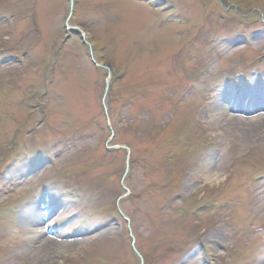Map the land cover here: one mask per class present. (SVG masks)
Here are the masks:
<instances>
[{
    "label": "rangeland",
    "instance_id": "1",
    "mask_svg": "<svg viewBox=\"0 0 264 264\" xmlns=\"http://www.w3.org/2000/svg\"><path fill=\"white\" fill-rule=\"evenodd\" d=\"M68 13L0 0V264H264V0H72L106 117Z\"/></svg>",
    "mask_w": 264,
    "mask_h": 264
},
{
    "label": "bare ground",
    "instance_id": "2",
    "mask_svg": "<svg viewBox=\"0 0 264 264\" xmlns=\"http://www.w3.org/2000/svg\"><path fill=\"white\" fill-rule=\"evenodd\" d=\"M239 101L243 102L245 101V98L242 97ZM262 104L258 103L257 106H254L253 110L254 112H259V111H263V109L261 108ZM233 110L235 112L238 113H243L242 111H244V108L241 107L240 105H235L233 107ZM228 123H233L236 126H240V131L247 136V134L249 132H253L256 131V129L260 126L264 124V114L259 113L256 118L252 119V120H246L243 119L241 117H236V116H228L227 118ZM51 246V242L48 241L47 243H45L43 246H41L42 250H45L47 248H49ZM259 264H263V263H259Z\"/></svg>",
    "mask_w": 264,
    "mask_h": 264
},
{
    "label": "water",
    "instance_id": "3",
    "mask_svg": "<svg viewBox=\"0 0 264 264\" xmlns=\"http://www.w3.org/2000/svg\"><path fill=\"white\" fill-rule=\"evenodd\" d=\"M71 1L72 0H70V13H69V15H68V18L71 16V7H72V4H71ZM68 18H67V20H68ZM67 20H66V22H65V29L66 30H68V31H71V30H73V29H75L77 32H80L81 33V35H82V41L88 46V48H89V52H90V59H91V62H92V64L94 65V66H97V67H100V68H102V69H104V70H106L107 71V79H106V81H105V84H104V97L106 96V92H107V88H108V79H109V77H110V75H111V71H112V69H111V67L108 65V64H106V65H101V64H97L95 61H94V59H93V56H92V52H91V43L90 42H87V41H85V37H87V34L85 33V32H83V31H80L79 30V28H70V27H67ZM106 110V109H105ZM122 148H124V147H122ZM126 151H127V154H128V149L127 148H124ZM126 164H128V158L126 159Z\"/></svg>",
    "mask_w": 264,
    "mask_h": 264
},
{
    "label": "trees",
    "instance_id": "4",
    "mask_svg": "<svg viewBox=\"0 0 264 264\" xmlns=\"http://www.w3.org/2000/svg\"><path fill=\"white\" fill-rule=\"evenodd\" d=\"M112 153H113V151H112ZM115 208V207H114ZM103 210V208H101L100 209V211H102ZM99 213H100V211L99 210H97ZM103 212V211H102ZM101 215H103V214H101ZM100 215V216H101ZM107 216V215H106ZM109 216V215H108ZM104 217V216H103ZM110 217H115V218H117V217H119V214H118V211H117V209L115 208L114 210H113V212H112V214L110 215ZM109 217V218H110ZM109 218H107V219H109Z\"/></svg>",
    "mask_w": 264,
    "mask_h": 264
}]
</instances>
